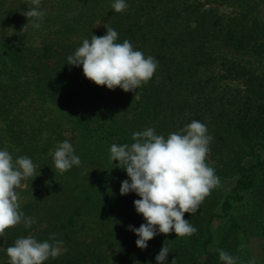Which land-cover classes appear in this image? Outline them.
I'll use <instances>...</instances> for the list:
<instances>
[{"label":"trees","instance_id":"16d2710c","mask_svg":"<svg viewBox=\"0 0 264 264\" xmlns=\"http://www.w3.org/2000/svg\"><path fill=\"white\" fill-rule=\"evenodd\" d=\"M114 2L42 0L45 16L34 28L22 15L31 0H0V150L37 167L17 189L20 210L36 223L6 229L0 264H9L6 249L17 238L43 242L53 234L66 251L44 264H157L164 243L167 264H222L218 249L237 264H258L253 232L230 210L246 201L256 219L264 213V0H126L122 13ZM106 27L118 32L117 43L128 40L158 61L135 93L97 86L82 66L67 64ZM193 120L213 137L206 162L234 185L225 194L213 189L185 214L194 235L157 234L142 250L129 230L146 223L134 207L140 197L120 194L130 179L110 161V147L131 145L147 128L167 138ZM65 140L81 164L60 174L53 153Z\"/></svg>","mask_w":264,"mask_h":264},{"label":"clouds","instance_id":"9594fccd","mask_svg":"<svg viewBox=\"0 0 264 264\" xmlns=\"http://www.w3.org/2000/svg\"><path fill=\"white\" fill-rule=\"evenodd\" d=\"M41 3L42 0H31L33 7L22 12L28 19L27 24L34 28L41 27L40 22L45 16L40 10ZM112 8L116 13H122L129 5L126 0H115ZM117 40L118 32L106 27L105 35L84 39L82 46L68 56L67 64L82 66L84 76L97 86H106L109 90L119 87L124 92L135 93L154 76L158 61L135 50L130 41L117 43ZM212 139L207 126L193 120L167 138L157 135L155 129L147 128L132 134L134 142L131 145L113 144L110 147V161H118L116 167L125 170L130 179V182L128 179L121 182L120 194L134 192L140 197L134 201V207L146 223L139 228L129 226L138 237L135 242L138 248L146 249L147 242L157 234L168 235L174 231L176 237L183 238L198 231L184 217L186 213L194 214L212 190L220 186L215 169L206 162ZM53 160L60 174L81 164L67 140L58 145ZM36 171L37 167L29 157L20 156L14 160L8 150H0V237L6 235V229L21 223L26 228L36 223L35 218L26 217L20 210L21 198L17 192L22 181L37 176ZM63 243L56 240L54 234L43 242L31 235L17 238L6 249L9 264H44L66 251ZM217 251L222 264H237V257L223 249ZM169 252L164 243L155 257L157 264H167ZM171 264H175V259ZM248 264H255V260Z\"/></svg>","mask_w":264,"mask_h":264},{"label":"rangeland","instance_id":"374dc122","mask_svg":"<svg viewBox=\"0 0 264 264\" xmlns=\"http://www.w3.org/2000/svg\"><path fill=\"white\" fill-rule=\"evenodd\" d=\"M58 147V144H56ZM56 147V148H57ZM55 148V149H56ZM220 186L218 189L222 193H230L234 180L228 178H219ZM234 207L230 210L233 216H237L243 222V225L253 232V240L249 243L252 255L257 260L258 264H264V239H262L261 233L264 232V213L258 214V219H256L253 213L250 211L249 207L244 202H234ZM214 229L216 233V242L219 241L220 235H222L223 224L218 220L214 222Z\"/></svg>","mask_w":264,"mask_h":264}]
</instances>
